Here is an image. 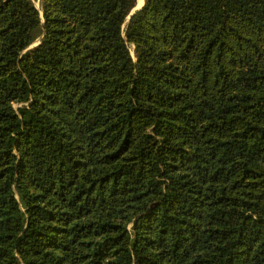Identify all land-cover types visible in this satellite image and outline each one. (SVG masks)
I'll list each match as a JSON object with an SVG mask.
<instances>
[{
  "label": "trees",
  "instance_id": "16d2710c",
  "mask_svg": "<svg viewBox=\"0 0 264 264\" xmlns=\"http://www.w3.org/2000/svg\"><path fill=\"white\" fill-rule=\"evenodd\" d=\"M137 3L0 0V264H264V0Z\"/></svg>",
  "mask_w": 264,
  "mask_h": 264
},
{
  "label": "water",
  "instance_id": "95a60500",
  "mask_svg": "<svg viewBox=\"0 0 264 264\" xmlns=\"http://www.w3.org/2000/svg\"><path fill=\"white\" fill-rule=\"evenodd\" d=\"M145 0L143 2V4L141 6H138V4L135 6V8L131 11L130 15L128 16L129 18L139 9H141L144 6ZM37 43H35L34 45H36Z\"/></svg>",
  "mask_w": 264,
  "mask_h": 264
},
{
  "label": "rangeland",
  "instance_id": "374dc122",
  "mask_svg": "<svg viewBox=\"0 0 264 264\" xmlns=\"http://www.w3.org/2000/svg\"><path fill=\"white\" fill-rule=\"evenodd\" d=\"M142 3H143V0H138V6H141L142 5Z\"/></svg>",
  "mask_w": 264,
  "mask_h": 264
},
{
  "label": "bare ground",
  "instance_id": "6f19581e",
  "mask_svg": "<svg viewBox=\"0 0 264 264\" xmlns=\"http://www.w3.org/2000/svg\"><path fill=\"white\" fill-rule=\"evenodd\" d=\"M143 4V3H142Z\"/></svg>",
  "mask_w": 264,
  "mask_h": 264
}]
</instances>
